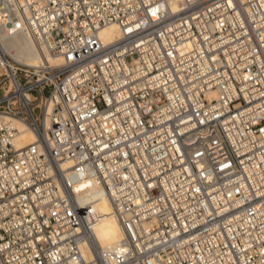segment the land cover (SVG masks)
<instances>
[{
  "label": "built area",
  "instance_id": "2783aa9c",
  "mask_svg": "<svg viewBox=\"0 0 264 264\" xmlns=\"http://www.w3.org/2000/svg\"><path fill=\"white\" fill-rule=\"evenodd\" d=\"M0 264H264V0H0Z\"/></svg>",
  "mask_w": 264,
  "mask_h": 264
},
{
  "label": "bare ground",
  "instance_id": "6f19581e",
  "mask_svg": "<svg viewBox=\"0 0 264 264\" xmlns=\"http://www.w3.org/2000/svg\"><path fill=\"white\" fill-rule=\"evenodd\" d=\"M169 2L174 8V4H180L182 0H169ZM100 37L105 42L116 39L119 37L118 28L115 25H108L100 30ZM2 43L5 52L25 64L39 65L43 62L58 64L60 62L58 57L44 48L38 47L32 37L25 33H17L3 39ZM11 121L20 133L16 138L17 147L25 146L34 139V135L23 122L16 119ZM81 198L91 203L96 214L103 216L93 228L94 236L99 245L102 248L115 246L123 238V230L104 191L96 186H90L81 194ZM151 224H154V221H151ZM87 255L90 256V253L87 252Z\"/></svg>",
  "mask_w": 264,
  "mask_h": 264
}]
</instances>
